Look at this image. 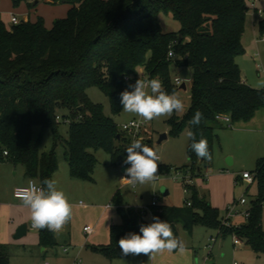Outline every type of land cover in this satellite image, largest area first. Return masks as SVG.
<instances>
[{"label":"trees","instance_id":"obj_1","mask_svg":"<svg viewBox=\"0 0 264 264\" xmlns=\"http://www.w3.org/2000/svg\"><path fill=\"white\" fill-rule=\"evenodd\" d=\"M14 5L29 0H12ZM36 1V0H35ZM71 4L67 17L57 19L48 29L44 21H22L7 26L0 20V162L21 164L30 179L38 183L52 179L59 167L56 147L63 145L64 157L74 179L92 181L97 158L93 152L105 149L111 164L121 166L126 159L127 138L107 116L101 104L91 101L90 86L108 96L114 114L123 108L120 93L143 71L146 78H158L168 93L176 91L170 65L190 67V105L180 121H168L175 135L184 129L201 134L214 154L217 131L225 128L218 116L227 115L232 123L250 121L264 109V88L242 80L237 57L245 52L242 42L248 4L245 0H61ZM39 2V1H38ZM171 15L180 28L165 32L160 14ZM264 35V16L258 22ZM172 50L175 56H168ZM129 78L130 82L125 79ZM199 110L203 119L197 127L188 121ZM68 124V138L61 137L59 119ZM39 125L53 132V147L40 150L32 128ZM152 147V140L142 141ZM188 141L189 163L179 171H196L212 159H199ZM4 151L8 155H4ZM199 162V165H197ZM159 171L168 166L158 165ZM199 172V173H200ZM192 179V176L190 177ZM259 194L241 225L224 226L218 210L199 197L197 188L183 183L191 195L181 207H152V217L180 223L191 232L198 222L214 226L217 236L228 234L244 240L256 253H264V157L256 162ZM191 201V206L187 202ZM118 204H122L118 200ZM199 211L202 213L199 214ZM123 221L110 226V242L91 246L110 260L124 257L120 238L139 233L148 224L133 210H121ZM40 244L54 246L53 232L40 231ZM7 247L0 243V264H9Z\"/></svg>","mask_w":264,"mask_h":264},{"label":"rangeland","instance_id":"obj_2","mask_svg":"<svg viewBox=\"0 0 264 264\" xmlns=\"http://www.w3.org/2000/svg\"><path fill=\"white\" fill-rule=\"evenodd\" d=\"M29 0L14 5L12 0H0L1 20L9 26L11 13L20 20L35 22L39 19L44 21L45 26L50 29L54 21L67 17L71 8L70 3L61 0ZM248 4L246 15L247 28L252 32V19L258 25L259 14ZM257 7L264 8V0L257 1ZM159 21L165 32H175L180 28L178 21L171 15L160 14ZM257 37L262 36L257 29ZM252 38V37H251ZM250 37L243 38L245 52L237 57L242 77L255 88H264V41H260L258 47L247 48L246 42ZM258 49L260 57L255 58L253 52ZM170 77L174 80H183L187 89L177 88L176 94L185 105V111L174 113L172 117L180 121L190 105V86L192 80V69L190 67H178L174 63L170 65ZM148 79L139 70V74L130 84H135L137 79ZM129 91L132 89L127 87ZM87 94L91 101L101 104L107 116L111 117L122 132V125L138 120L140 117L126 113L123 108L119 114H114L108 96H106L97 86H90ZM260 109L250 121H239L219 129L218 140L214 144V154L209 166L203 165L200 173L196 171L186 172V178L192 176L191 183L197 188L199 197L210 202L218 210V219L222 222L226 216L228 207L234 205L242 197L246 198V205L238 204L239 209H246L259 194V180L253 178L250 184L246 180L238 178L243 172L249 171L255 176L256 157L264 155V121L259 119ZM170 118L161 117L151 122L145 127L142 135L146 139L152 140V147L158 151L160 160L158 165L168 166L167 170L157 172L154 182L147 184H129L125 179V173L120 166L111 164V157L108 151L101 148L96 151L97 163L92 181H73L70 179L67 164L64 160V147L58 145L56 153L59 167L52 176L56 181L57 188L62 190L73 205V213L69 222L63 230L54 234L56 244L54 246H43L40 244V230L33 228L31 218L27 217L24 223L28 225V232L22 238L14 237L17 222L10 226L5 225L0 220V243L7 247L10 254L9 264H264V253H256L248 244H236L234 236L217 237L218 229L200 222L196 223L191 234L180 224L177 225V233H174L183 241L184 250L179 249L172 252L164 251L158 253L150 259V255L129 254L124 257L110 260L103 253L87 246V241L93 234L87 235L83 231L85 225L95 227L97 239L102 241L109 238L107 226L99 223V213L105 204H111L108 211L115 222L122 223L123 216L119 210V202L123 203L124 211H137L140 214L142 208H150L154 198L158 205L177 206L185 205V200L189 199L191 192L185 191L183 183L184 172L177 168L189 163L187 154L188 137L184 129L180 134L175 135L169 123ZM58 130L62 138H68V124L64 119H59ZM250 122V123H248ZM245 124V125H243ZM241 128V132L238 129ZM33 139L40 141V150L48 152L53 147V132L49 128L34 125L32 128ZM166 134L167 137L158 142L160 136ZM262 153V154H260ZM234 163L231 164V160ZM199 165V162H197ZM21 164H14L10 161L0 162V204H5L7 199L4 196L5 181H12L16 173L21 174ZM168 190V194L163 195V189ZM87 203L90 208L80 207L79 202ZM6 205V204H5ZM29 209H14V214L29 213ZM202 212L199 211V214ZM143 219L151 223V213L147 210L142 214ZM12 217V215H10ZM6 218H4L5 220ZM8 220V219H7ZM10 221V220H8ZM264 221V211H263ZM98 224V225H97ZM72 242L73 244H70ZM68 252H64V248ZM44 248V250H42Z\"/></svg>","mask_w":264,"mask_h":264},{"label":"clouds","instance_id":"obj_3","mask_svg":"<svg viewBox=\"0 0 264 264\" xmlns=\"http://www.w3.org/2000/svg\"><path fill=\"white\" fill-rule=\"evenodd\" d=\"M128 87L132 90L125 89L120 93L123 111L126 113L151 122L161 117L171 118L174 113L185 111L183 100L175 91L168 93L158 78H139ZM202 119L203 113L197 110L188 123L197 127ZM186 135L196 156L210 161L212 154L207 139L201 134L197 140L196 133L191 129L186 131ZM126 152L124 164L130 166L125 169V179L129 184L135 186L154 182L158 176V151L137 139L130 143ZM41 185L29 181L27 187L19 189L18 198L30 210L33 228L60 232L72 217L73 205L67 195L57 188L54 179L45 178ZM118 246L124 256L144 254L150 255V259L164 251L184 250L183 241L174 234L172 225L156 216L152 217L151 223L141 224L139 233L130 232L120 238Z\"/></svg>","mask_w":264,"mask_h":264},{"label":"crops","instance_id":"obj_4","mask_svg":"<svg viewBox=\"0 0 264 264\" xmlns=\"http://www.w3.org/2000/svg\"><path fill=\"white\" fill-rule=\"evenodd\" d=\"M11 14H13V13H11ZM10 17H11V15H10ZM0 20H1V15H0ZM24 21V20H23ZM250 22L252 23V32H251V29H249V28H247L248 26H247V23H245V30H244V33H243V37H242V42H243V38L244 37H246V38H248V37H250V40L248 41V42H246V46H247V48H254V47H258V45H259V43H260V41H264V36H262L260 39H258V37H257V29H258V25L256 26L255 25V20L254 19H252V21L250 20ZM258 22H259V20H258ZM11 25V24H10ZM9 25V26H10ZM252 37V38H251ZM243 45H244V43H243ZM253 56L255 57V58H257L258 56L260 57V52H259V50L258 49H255L254 50V52H253ZM241 76H242V74H241ZM242 80L245 82V83H247V81L242 77ZM248 84V83H247ZM248 85H250V84H248ZM251 86V85H250ZM262 111H264V109H261ZM260 111V110H259ZM257 113V112H256ZM254 117H256V116H254ZM259 119L260 120H262V121H264V112L263 113H261V114H259ZM253 120V119H252ZM252 120H250V122L252 121ZM250 122H248V123H250ZM243 125H245V124H243ZM227 125H225V127H226ZM241 128H243V126H241V127H239L238 129L240 130V132H241ZM264 130V129H263ZM218 132H219V130L217 131V134H218ZM94 154H95V156H96V152H94ZM260 154H262V153H260ZM261 157H264V155H258L257 157H256V162H257V160L259 159V158H261ZM65 158V157H64ZM97 158V157H96ZM65 161H66V164H67V170H68V175H69V177H70V179L71 180H73V181H83V180H78V179H74V178H72L71 176H70V172H69V165H68V162H67V160L66 159H64ZM234 160H235V158L233 159V160H231V164H233L234 163ZM124 164V163H123ZM114 166V165H113ZM120 168L122 169V171L125 173V169L127 168L126 166H124V165H121L120 166ZM94 172H95V168H94ZM249 172V171H248ZM93 175H94V173H93ZM253 175V174H252ZM238 176V178H240V179H243V180H246V179H244V178H242V175L241 176H239V175H237ZM253 178H254V175H253ZM29 180H30V178L26 175V173H25V168H24V166H22V168H21V174L19 175L18 173H16V177H15V179H13L12 181H10V180H6L5 181V186H4V190H5V192H4V196L6 197V199H7V201H6V205L5 204H3V202H2V204H0V220H1V222H3L5 225H8V226H10L11 224H15L16 222H17V224L20 226V225H22V224H26V223H24V221L26 220V218L27 217H30V211H29V213L28 214H26V213H20L19 212V214H14V209H19V208H26V207H24L23 206V204H22V202H21V200L19 199V198H16L15 196H14V190H15V188H17V187H22V186H26L27 184H28V182H29ZM247 181V180H246ZM248 182V181H247ZM253 182V181H252ZM252 182H248V183H252ZM254 201V200H253ZM122 202V201H121ZM251 202V201H250ZM123 203V202H122ZM210 203V202H209ZM211 204V203H210ZM108 205L109 204H105L104 206H103V208H102V211L99 213V223H100V225L101 226H103V225H105V226H107V229H108V231H110V226L112 225V224H120L119 222H115L114 221V219H113V217H112V215L111 214H108V209H109V207H108ZM122 205L123 204H120L119 205V210L121 211V210H124V207H122ZM187 205V204H186ZM212 205V204H211ZM79 206L80 207H85L86 209H88V208H90L91 206H89L87 203H85V202H83V201H80L79 202ZM213 206V205H212ZM214 207V206H213ZM248 207H249V205H248ZM247 207V208H248ZM26 209H28V208H26ZM111 209V208H110ZM109 209V210H110ZM239 209V208H238ZM240 211H243V210H245V208L243 209H239ZM10 215H12V217H10ZM142 215V214H141ZM108 217V218H107ZM4 218H6L5 220H4ZM10 220V221H8V220ZM246 220L247 219H245L242 215H239V216H237V217H235V218H233L232 219V224L233 225H241V224H243V223H245L246 222ZM180 223H175L174 224V230H173V232L174 233H177V225H179ZM98 225V224H97ZM181 226H182V224H180ZM262 225H263V228H264V221H263V218H262ZM18 226V227H19ZM85 226H87V225H85ZM84 226V227H85ZM92 226V225H91ZM17 227V228H18ZM84 227H83V231H84ZM183 227V226H182ZM92 232L91 233H86L85 231V233L87 234V235H90V234H93L92 235V237H91V239L90 240H88L86 243H87V246H89L90 248H91V246H101V245H107L109 242H110V233L108 232V234H109V238H107V240H105V241H102V243L100 242V241H98V239H97V232H95L94 233V230H95V227H93L92 226ZM184 228V227H183ZM185 229V228H184ZM193 229V228H192ZM17 230V229H16ZM186 230V229H185ZM187 231V230H186ZM27 232H28V229H27ZM188 232V231H187ZM191 232H192V230H191ZM191 232H188V233H190L191 234ZM16 233V232H15ZM27 234V233H26ZM25 234V235H26ZM24 235V236H25ZM217 237H220V236H216V238ZM222 237V236H221ZM226 237V236H225ZM22 238V237H21ZM224 238V237H223ZM70 244H73L72 242H70ZM239 244H247L244 240H240V243ZM66 248V247H65ZM64 248V249H65ZM67 249V248H66ZM42 250H44V248H42ZM64 252H68V250H64Z\"/></svg>","mask_w":264,"mask_h":264},{"label":"built area","instance_id":"obj_5","mask_svg":"<svg viewBox=\"0 0 264 264\" xmlns=\"http://www.w3.org/2000/svg\"><path fill=\"white\" fill-rule=\"evenodd\" d=\"M250 3H251V8H253L258 14L260 17H263L264 16V8H259L257 7V1L258 0H248ZM23 20H20L15 14H11V17H10V23L12 25H16V24H19L21 23ZM264 36V35H263ZM168 56L170 58H173L175 56V54L173 53L172 50H169L168 52ZM126 81L130 82L129 78H126L125 79ZM183 80L179 79V78H176L174 80V84H176L177 86H181V84H183ZM218 119L223 121L227 126H232V122L230 120V117L227 116V115H221V116H218ZM148 125V121H145L143 120L142 118L138 119V120H132L124 125H122V133L125 134L128 142H127V147L130 145V143L134 140H141L143 141L144 140V137L142 136L144 133H145V127ZM4 155L7 156L8 155V152L7 151H4ZM124 166L126 167H129L130 165H126V164H123ZM242 178L246 179L248 182H252L253 181V175L248 172V171H245L242 173ZM183 179H185L186 181V184H190L191 183V178L189 177L188 179L185 177H183ZM29 181H32L34 183H36L38 186H42L40 183H38L35 179H30ZM128 181V180H127ZM29 183V182H28ZM28 185V184H27ZM26 186H22V187H17L15 188L14 190V196L16 198H18V191L19 189L21 188H24V187H27ZM185 191H188V188L185 187L184 189ZM248 203V201L246 200V198L242 197L239 201H237L236 203L234 202V205L230 206L227 208L226 210V216L224 217V219L222 220V225L224 226H232V219L239 216V215H242L245 219L248 218L249 216V207H250V204H249V207L246 208L245 210L243 211H240L238 209V204H241V205H246ZM111 206V204L108 205V207ZM159 206L158 205V202H157V199L154 198L153 201H152V204L150 206V208L148 209V207L146 208H142V210H140L143 213H146L147 210L150 211L151 213V216H152V210L151 208L152 207H157ZM187 206H191V201H188L187 202ZM238 226V225H237ZM92 226L91 225H87L84 227V231L86 233H91L92 232ZM234 242L236 244H239L240 243V239L234 235ZM65 251L67 250L66 248L64 249ZM45 264H48V263H45Z\"/></svg>","mask_w":264,"mask_h":264},{"label":"water","instance_id":"obj_6","mask_svg":"<svg viewBox=\"0 0 264 264\" xmlns=\"http://www.w3.org/2000/svg\"><path fill=\"white\" fill-rule=\"evenodd\" d=\"M35 3H38V0H36ZM180 89H183V90H186V89H187L185 83L181 84ZM166 137H167L166 134H162V135L160 136L158 142H161V141H162L163 139H165ZM199 172H200V168H198V173H199ZM162 194H163V195L168 194V190L164 188V189L162 190ZM27 229H28V225H27V224H22V225H20V226L17 228L14 237H15L16 239H19V238L23 237V236L27 233ZM42 231H45V230H42Z\"/></svg>","mask_w":264,"mask_h":264}]
</instances>
